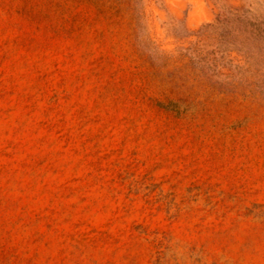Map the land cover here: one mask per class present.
<instances>
[{
	"label": "rangeland",
	"instance_id": "obj_1",
	"mask_svg": "<svg viewBox=\"0 0 264 264\" xmlns=\"http://www.w3.org/2000/svg\"><path fill=\"white\" fill-rule=\"evenodd\" d=\"M264 0H0V264H264Z\"/></svg>",
	"mask_w": 264,
	"mask_h": 264
},
{
	"label": "trees",
	"instance_id": "obj_2",
	"mask_svg": "<svg viewBox=\"0 0 264 264\" xmlns=\"http://www.w3.org/2000/svg\"><path fill=\"white\" fill-rule=\"evenodd\" d=\"M238 31L247 33L264 46V7L261 11L252 14L247 9H241V18H238Z\"/></svg>",
	"mask_w": 264,
	"mask_h": 264
}]
</instances>
